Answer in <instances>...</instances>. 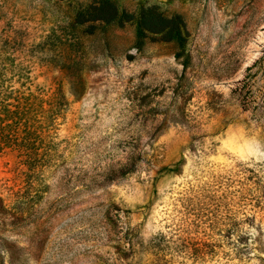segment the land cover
I'll list each match as a JSON object with an SVG mask.
<instances>
[{"label": "rangeland", "instance_id": "1", "mask_svg": "<svg viewBox=\"0 0 264 264\" xmlns=\"http://www.w3.org/2000/svg\"><path fill=\"white\" fill-rule=\"evenodd\" d=\"M0 34L37 135L0 264H264V0H0Z\"/></svg>", "mask_w": 264, "mask_h": 264}, {"label": "trees", "instance_id": "2", "mask_svg": "<svg viewBox=\"0 0 264 264\" xmlns=\"http://www.w3.org/2000/svg\"><path fill=\"white\" fill-rule=\"evenodd\" d=\"M95 19L107 21V17L106 18L98 17V18H94V20ZM109 19H113V16L112 18L109 17ZM85 21H86L85 19H82L79 21V23H83ZM144 36L145 34L143 31L138 30L136 32V47L138 49L142 47ZM14 43H15L14 37L9 38L8 35L4 37L3 35L0 34V144L1 143L4 144L3 146L0 145V149L2 151L4 147L12 144L11 141L13 140L14 143L18 145V147H23L22 149L26 150L25 157L28 158L30 157V154L28 153L29 150H27L28 149L27 145L17 144L16 136L18 131L16 129H18L20 125H23L26 128L24 134L25 137L23 138H27V137H29L28 139L37 138L36 133H34V131L30 129L31 126H27V123L29 122L28 115L30 113L31 106L30 104H28V102H26V97H22L23 99L22 102L20 101L21 97H16L15 100L17 101V104H10L9 102H6L7 99H9V96L7 95V93H5L6 90H4L3 86L1 85L3 81L2 76L6 73V71H11L12 73L19 75L21 73V70L23 69L20 66V64L14 65L11 62L6 64V62H8L7 60L9 59L8 54H10L11 51H13L14 49L13 48ZM177 43L179 47L183 46L182 40L180 38L177 39ZM176 56L178 57L179 54H176ZM10 106H13L14 108H11ZM7 128H12L13 133L7 135L5 133ZM28 139L25 140V143L26 141L27 142L29 141Z\"/></svg>", "mask_w": 264, "mask_h": 264}]
</instances>
